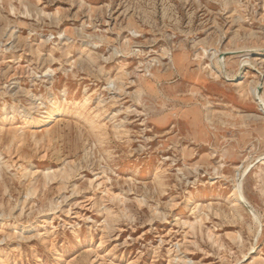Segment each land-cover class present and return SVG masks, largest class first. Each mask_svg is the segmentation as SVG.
Here are the masks:
<instances>
[{
	"label": "rangeland",
	"instance_id": "1",
	"mask_svg": "<svg viewBox=\"0 0 264 264\" xmlns=\"http://www.w3.org/2000/svg\"><path fill=\"white\" fill-rule=\"evenodd\" d=\"M259 103L264 0H0V264H264Z\"/></svg>",
	"mask_w": 264,
	"mask_h": 264
},
{
	"label": "bare ground",
	"instance_id": "2",
	"mask_svg": "<svg viewBox=\"0 0 264 264\" xmlns=\"http://www.w3.org/2000/svg\"><path fill=\"white\" fill-rule=\"evenodd\" d=\"M243 77H244L243 75H240L239 77H237V79H241ZM257 88H258V86H255L250 91V92H252L253 96L256 95ZM60 95H61L60 96L61 98H64L65 99V93H61ZM31 99H32V101L34 100V98H31ZM58 99H59V96H54L52 98V100L49 102V105L46 106L42 111H39V109L37 108L36 104H32L29 107V109L26 110V113L24 114L25 115V118L23 120L24 121V127H30L31 130H33L32 128H34V127L37 128V129H39V128L47 127L54 120H56L58 118V116L60 114H62V108H61L60 104H57ZM262 105L264 106L263 103H262ZM262 105L259 103V106L260 107ZM16 108H17V106L15 104H11V106L8 109L9 110H13V109H16ZM260 160H264V157L261 158ZM234 196H235V201L236 202L239 203L242 200L241 199V196L239 194H237V192L234 193ZM253 253H255V252H252V254Z\"/></svg>",
	"mask_w": 264,
	"mask_h": 264
}]
</instances>
